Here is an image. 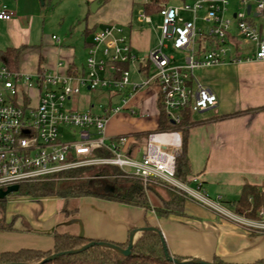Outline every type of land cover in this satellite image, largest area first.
<instances>
[{
  "label": "crops",
  "instance_id": "crops-1",
  "mask_svg": "<svg viewBox=\"0 0 264 264\" xmlns=\"http://www.w3.org/2000/svg\"><path fill=\"white\" fill-rule=\"evenodd\" d=\"M94 2L98 8L92 13L90 5ZM145 3L148 0H0V10L5 6L15 14L9 21L0 20V53L22 48L18 72L24 74L64 73L69 67L82 70L94 33L120 25L133 53L145 59L154 49L153 43L143 27L147 23L136 21L132 10L133 4L144 8ZM47 8H61L64 14L54 26L45 15ZM183 17L191 19L188 14ZM147 65L139 62L130 67L132 83L149 76L142 71ZM3 66L0 58V69ZM196 71L201 74L196 77L199 82L218 97V105L192 114L188 178L199 177L212 199L232 207L244 185L264 188V62ZM129 93L130 87L108 93L109 103L113 105L114 99H120L122 105ZM158 101L155 86L142 89L129 99L126 110L116 115L121 116V130L116 131L111 122L108 125L110 138L128 137L125 150L137 159L142 157L145 135L158 129ZM109 191L115 193L114 188ZM159 198L155 196L152 202L159 204ZM14 199L6 201L15 218L14 230L8 233L34 231L44 235L47 241L33 250L52 251L56 234L114 244L129 243L133 237L136 243L142 236L140 229L155 227L162 232L169 253L181 260L212 264L215 258L233 264H258L264 260V231L248 230L191 201L186 204L185 216L159 218L154 209L95 197L79 198L75 208L68 211L66 201L58 197ZM27 221L29 227L25 225Z\"/></svg>",
  "mask_w": 264,
  "mask_h": 264
},
{
  "label": "built area",
  "instance_id": "built-area-1",
  "mask_svg": "<svg viewBox=\"0 0 264 264\" xmlns=\"http://www.w3.org/2000/svg\"><path fill=\"white\" fill-rule=\"evenodd\" d=\"M232 3H239L242 9L230 18ZM201 12L203 17H199ZM183 14L191 19L186 20ZM158 15L162 40L145 59L133 53L123 27L110 25L94 33L82 70L69 67L64 73L40 71L31 75L13 72L5 65L0 69V190L55 180L74 170L118 168L139 180L145 189L160 185L248 230L264 231L263 211L260 220L247 219L227 210L221 200L212 199L199 177L185 182L177 179L181 132L150 134L141 159L127 154L128 137L110 138L107 134L111 119L126 110L129 99L151 86L158 89L159 101L176 125L186 110L199 113L215 108L218 97L199 82L195 71L264 62V0H186L180 5H164ZM14 16L5 6L0 10L1 21ZM138 20L152 23L144 10ZM200 20L211 25L207 32L198 28ZM199 37L206 38L200 50ZM165 41L186 53L183 65L165 55ZM139 62L152 66L155 73L132 83L130 68L124 66ZM128 87L131 93L122 105L109 103L101 114L68 106L84 90L119 93ZM66 132L71 133L69 140L62 138Z\"/></svg>",
  "mask_w": 264,
  "mask_h": 264
},
{
  "label": "trees",
  "instance_id": "trees-1",
  "mask_svg": "<svg viewBox=\"0 0 264 264\" xmlns=\"http://www.w3.org/2000/svg\"><path fill=\"white\" fill-rule=\"evenodd\" d=\"M186 0H150L144 4V11L147 15H158L164 5L172 3H183ZM205 37L197 39V49H201ZM23 49L10 48L0 53V58L4 65L13 72L19 71V62ZM125 69L130 66L125 65ZM150 66L147 65L142 71L149 74ZM158 129L156 132L178 131L182 133V149L176 159V177L185 182L190 176V165L188 157L189 130L193 125L191 110H186L182 114L180 124H174L167 116L164 106L158 101ZM264 109V108H262ZM152 134V133H151ZM150 134L145 135L147 138ZM95 177H98L95 179ZM59 181H42L37 183L21 185L19 192L15 195L29 198L58 197L68 202L70 199L83 197H95L123 203L125 205L143 208L145 210L154 209L159 218L170 216H185V207L189 201L185 196L169 189L167 197L161 198L156 194L152 185L144 188L143 184L130 176H127L118 168L101 169L85 168L64 173ZM109 188L115 189V193L107 192ZM147 191H152L158 198L159 204L151 203ZM3 207L6 200H0ZM5 208V207H4ZM233 212L239 216L251 220H260L259 213L264 212V188L246 184L242 188V193L234 204ZM65 211L68 208L65 206ZM15 221L9 223L5 219H0V232H12ZM160 231V230H159ZM161 232V231H160ZM162 233V232H161ZM163 236L153 232H145L135 243L131 254L125 256L114 249L95 245L94 247L70 256L59 257L55 261L47 264H173L168 261L163 249ZM91 242L84 238L69 235L56 234L54 236V248L52 251L44 252L33 249H22L19 251L3 252L0 254V264H40L44 259L63 252L79 250ZM120 249L128 248L129 243L115 244ZM178 259V258H177ZM181 260V259H179ZM193 260V259H191ZM201 262V261H200ZM195 264V263H189ZM213 264H233L215 258ZM264 264V260L258 262Z\"/></svg>",
  "mask_w": 264,
  "mask_h": 264
},
{
  "label": "rangeland",
  "instance_id": "rangeland-1",
  "mask_svg": "<svg viewBox=\"0 0 264 264\" xmlns=\"http://www.w3.org/2000/svg\"><path fill=\"white\" fill-rule=\"evenodd\" d=\"M95 3V2H94ZM92 3L90 5V10L92 12ZM174 4H179V3H174ZM143 5H138V4H133L132 10H133V17H135V20L137 21L139 15L143 12ZM242 8L240 7L239 3H232L229 7V15L228 17L232 18L233 14L237 12L238 10H241ZM93 13V12H92ZM46 17L52 22V26L55 25V23L60 19V17L64 16L62 9L55 8H47ZM204 13L201 12L199 17H203ZM152 23L151 24H144L143 27H145L148 32L150 33L151 40L153 43V47L156 48L160 44L162 40V31L158 28L162 24L161 17L159 15H152L150 16ZM186 20H189L190 18L187 17L185 18ZM258 22H261L262 19L259 18L257 19ZM198 28L208 31L211 27L210 24L205 23L203 21H198L197 22ZM120 26V25H119ZM50 27V26H49ZM122 27V26H121ZM76 29V27L73 28V30ZM52 31V29H49ZM235 32V29H234ZM51 33V32H50ZM60 35V34H59ZM244 50L247 49L246 46L242 47ZM163 51L165 55L169 58H173L175 61V64L183 65L184 60L186 58V53L174 49L172 46V43L170 41H165V46L163 48ZM155 73V70L152 66H150L149 69V75H152ZM195 76L200 78L201 74L196 71ZM109 92L107 90H95V91H87L84 90L82 93L77 97L74 98L73 102L68 104L69 107H74V106H79L80 110L85 111L88 108L92 111V113L95 114H101L102 107L106 106L109 104ZM114 106H120L121 101L120 99H117L113 101ZM94 106V107H92ZM120 115L113 117L111 122V126L117 131L121 130L122 125H120ZM71 137L70 132H66L65 134H62L63 140H69ZM182 147V146H181ZM109 168V167H107ZM95 169H101V168H95ZM60 179H55V181H59ZM52 181V180H50ZM153 188L156 190V194L162 196L163 198L167 197V190L164 189L162 186L158 185H152ZM107 192H110L107 190ZM149 201L152 203V200L154 202V194L152 191H147ZM22 196H18L15 194H12L7 197L6 201L10 200L11 198L20 199ZM46 198H51V197H46ZM66 201V200H65ZM190 201V200H189ZM193 202V201H191ZM7 203V202H6ZM78 203V199H70L68 202L66 201V207L69 209L75 208L76 204ZM225 208L229 211H233L232 207L229 205H225ZM5 207V208H4ZM3 207V204H0V219H5L7 222L11 223L13 222V217H11L14 213L11 207H8V205L5 204ZM29 221L25 223L29 227ZM44 235H40V233L34 232V231H29V232H20V233H6V232H0V253L2 251H18L19 249L26 248V249H37L35 247H39V245H42V242L45 243L47 241L46 237H43Z\"/></svg>",
  "mask_w": 264,
  "mask_h": 264
},
{
  "label": "water",
  "instance_id": "water-1",
  "mask_svg": "<svg viewBox=\"0 0 264 264\" xmlns=\"http://www.w3.org/2000/svg\"><path fill=\"white\" fill-rule=\"evenodd\" d=\"M98 8L97 2H95L92 5V12H95ZM250 11V7H248V12ZM20 187L19 186H12L9 187L7 190H0V200H6L8 196L12 195V194H17L19 192ZM139 232H141L142 234L145 232H153L156 233L160 236H163L162 233L155 227H150V228H142L139 230ZM95 245H99L101 247H107V248H111L116 250L117 252H119L122 255L125 256H129L131 254V251L135 245L134 242V238L132 237L129 241V246L127 249L122 250L120 249L118 246H116L114 243H109V242H91L88 243L86 246H84L83 248L79 249V250H74V251H69V252H63V253H59V254H53L49 257H47L46 259H44L40 264H47L50 263L52 261H55L57 258L59 257H65V256H70V255H75L81 252H84L92 247H94ZM163 249H164V253L166 255V258L168 259L169 262L173 263V264H189V263H195V264H212V263H207V262H200L197 260H179L175 257H173L168 250L167 244L165 242V240L163 241Z\"/></svg>",
  "mask_w": 264,
  "mask_h": 264
}]
</instances>
